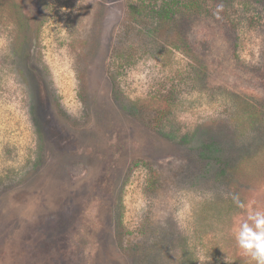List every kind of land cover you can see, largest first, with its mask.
Masks as SVG:
<instances>
[{
  "label": "rangeland",
  "instance_id": "374dc122",
  "mask_svg": "<svg viewBox=\"0 0 264 264\" xmlns=\"http://www.w3.org/2000/svg\"><path fill=\"white\" fill-rule=\"evenodd\" d=\"M256 211L264 0H0V264H255Z\"/></svg>",
  "mask_w": 264,
  "mask_h": 264
},
{
  "label": "clouds",
  "instance_id": "9594fccd",
  "mask_svg": "<svg viewBox=\"0 0 264 264\" xmlns=\"http://www.w3.org/2000/svg\"><path fill=\"white\" fill-rule=\"evenodd\" d=\"M222 9L223 4L217 5V11L214 12L217 18H219V12ZM233 199L237 207H245L239 197H233ZM248 219L252 221V224L244 223L241 226L236 236L238 246L243 249L245 255L255 261V264H264V212H250Z\"/></svg>",
  "mask_w": 264,
  "mask_h": 264
},
{
  "label": "trees",
  "instance_id": "16d2710c",
  "mask_svg": "<svg viewBox=\"0 0 264 264\" xmlns=\"http://www.w3.org/2000/svg\"><path fill=\"white\" fill-rule=\"evenodd\" d=\"M173 11H174V5L172 3H165L163 8L160 11L161 20H163L165 17L171 16L172 14L170 15V13H172ZM113 95H114L115 99H117V100L120 99L119 89L115 85L113 87Z\"/></svg>",
  "mask_w": 264,
  "mask_h": 264
}]
</instances>
